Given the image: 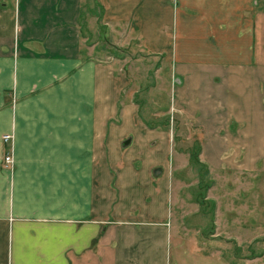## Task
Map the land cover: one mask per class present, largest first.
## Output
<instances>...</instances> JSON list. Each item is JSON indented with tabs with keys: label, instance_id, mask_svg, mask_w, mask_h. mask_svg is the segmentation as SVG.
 Instances as JSON below:
<instances>
[{
	"label": "crops",
	"instance_id": "0c3cea01",
	"mask_svg": "<svg viewBox=\"0 0 264 264\" xmlns=\"http://www.w3.org/2000/svg\"><path fill=\"white\" fill-rule=\"evenodd\" d=\"M85 1L0 0V264H167L173 187L171 175L163 179V167H156L157 175L153 168L152 175L140 177L134 175L135 165L130 171L123 166L120 173L127 177H111V196L119 206L110 209L105 225L101 208L89 204L98 199L92 186L99 179L102 186L96 164L101 127L96 130V115L84 108L96 99L100 65L85 60ZM99 1L111 25L125 26L126 33L133 26L143 48L168 57L174 72L179 66L182 85L193 72L224 75L227 119L237 120L238 136L257 142L260 134L249 149L235 136L222 137L225 158L233 153L224 169L257 181L260 199L264 0ZM226 85L235 89L236 101ZM244 121L251 129L240 132ZM4 134L9 135L6 142L1 141ZM128 137L121 149L131 146ZM92 151L93 159H87ZM5 154L13 158L12 169L2 165ZM175 202L183 207L180 195Z\"/></svg>",
	"mask_w": 264,
	"mask_h": 264
},
{
	"label": "rangeland",
	"instance_id": "374dc122",
	"mask_svg": "<svg viewBox=\"0 0 264 264\" xmlns=\"http://www.w3.org/2000/svg\"><path fill=\"white\" fill-rule=\"evenodd\" d=\"M85 2V60L100 65V73L96 71V99L84 108L96 115L92 121L96 130L101 127L96 164L100 166L102 186L99 189L100 179L92 186L98 199L92 198L89 204L92 209L94 204L96 210L101 208L102 225L110 220V209L119 206L111 196V177H127L120 173L123 166L130 171L135 165L138 171L132 172L140 177L163 167V179L171 175L173 187L169 189L173 201L169 200L167 207L172 222L167 264H264V175L258 199L257 181H244L225 171L224 165L232 160L233 153L225 158L222 146V137L230 135L249 149L258 144L260 134L257 142L238 136L237 120L227 119L228 113L223 112L224 75L219 71L193 72L182 85L185 78L179 66L176 69L180 75L174 72L168 57L143 48L133 26L126 33L125 26L110 24L103 3ZM225 90L236 101L235 89L226 85ZM243 123L242 128L246 127L240 132L251 129V123ZM128 136L132 137L131 146L121 149L120 142ZM39 142H43L41 137ZM94 154L87 152L86 158L93 159ZM202 154L213 167L205 164ZM13 167L12 158L7 169ZM179 195L182 208L175 202ZM93 242L88 244L91 250ZM105 254L109 256L108 251Z\"/></svg>",
	"mask_w": 264,
	"mask_h": 264
},
{
	"label": "built area",
	"instance_id": "2783aa9c",
	"mask_svg": "<svg viewBox=\"0 0 264 264\" xmlns=\"http://www.w3.org/2000/svg\"><path fill=\"white\" fill-rule=\"evenodd\" d=\"M9 140V135L5 134L2 135L1 137V141L2 142H6ZM12 162V156L11 154H5L2 158V165L7 168L9 166V164Z\"/></svg>",
	"mask_w": 264,
	"mask_h": 264
},
{
	"label": "water",
	"instance_id": "95a60500",
	"mask_svg": "<svg viewBox=\"0 0 264 264\" xmlns=\"http://www.w3.org/2000/svg\"><path fill=\"white\" fill-rule=\"evenodd\" d=\"M129 143V139L128 140H125L123 143H122V146H125V145H127ZM154 175H157L158 173H159V169L157 168V169H155L154 170Z\"/></svg>",
	"mask_w": 264,
	"mask_h": 264
},
{
	"label": "trees",
	"instance_id": "16d2710c",
	"mask_svg": "<svg viewBox=\"0 0 264 264\" xmlns=\"http://www.w3.org/2000/svg\"><path fill=\"white\" fill-rule=\"evenodd\" d=\"M195 195H196V196H194V198L196 197L195 200L197 201V196H198V195H197V194H195Z\"/></svg>",
	"mask_w": 264,
	"mask_h": 264
}]
</instances>
